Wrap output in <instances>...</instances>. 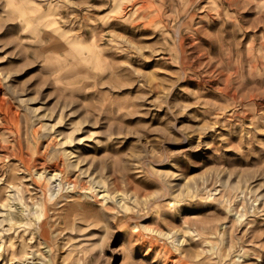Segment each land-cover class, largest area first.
<instances>
[{
    "label": "rangeland",
    "instance_id": "374dc122",
    "mask_svg": "<svg viewBox=\"0 0 264 264\" xmlns=\"http://www.w3.org/2000/svg\"><path fill=\"white\" fill-rule=\"evenodd\" d=\"M4 97L0 264H264V0H0Z\"/></svg>",
    "mask_w": 264,
    "mask_h": 264
},
{
    "label": "bare ground",
    "instance_id": "6f19581e",
    "mask_svg": "<svg viewBox=\"0 0 264 264\" xmlns=\"http://www.w3.org/2000/svg\"><path fill=\"white\" fill-rule=\"evenodd\" d=\"M1 97H2V95H1ZM0 102H1V104H0V110H3L4 112H5V114H6V119H13V115L15 114V112H14V110L11 108V106L10 105H8L6 102H7V100H6V98L4 97V98H1L0 99ZM1 113H2V111H0ZM3 114V113H2ZM19 114V113H18ZM16 116V115H15ZM3 118V117H2ZM17 118V117H16ZM2 120V119H1ZM10 121V120H9ZM10 123H11V121H10ZM12 124H14L13 122H12ZM13 128V127H12ZM5 131V130H4ZM19 147V146H18ZM17 147V148H18ZM14 148V147H13ZM19 159V158H18ZM20 160V159H19ZM14 167V166H13ZM9 177V176H8ZM18 177L13 173L12 175H11V178L9 179V181L10 182H12L13 180H15V179H17ZM7 182V181H6ZM14 183V182H13ZM9 184V183H8ZM7 186V185H6ZM8 188H9V186H8ZM11 188V187H10ZM12 238V237H11ZM10 241V244L11 245H13L14 244V241H11V240H9ZM22 243H23V240H22ZM24 245V244H23ZM22 246V245H21ZM20 246V247H21ZM13 251V250H12ZM16 252V251H15ZM21 252V251H20ZM13 253H14V251H13ZM12 254V253H11ZM13 255V254H12ZM17 255V254H16ZM14 258H15V256H14Z\"/></svg>",
    "mask_w": 264,
    "mask_h": 264
}]
</instances>
